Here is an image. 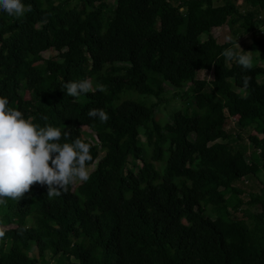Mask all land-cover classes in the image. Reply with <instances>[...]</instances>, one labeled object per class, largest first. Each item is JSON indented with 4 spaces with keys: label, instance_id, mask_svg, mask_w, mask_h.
I'll return each instance as SVG.
<instances>
[{
    "label": "trees",
    "instance_id": "1",
    "mask_svg": "<svg viewBox=\"0 0 264 264\" xmlns=\"http://www.w3.org/2000/svg\"><path fill=\"white\" fill-rule=\"evenodd\" d=\"M24 3L22 17L0 12V94L34 123L88 142L92 161L88 181L60 195L33 183L5 199L0 264H264V183L246 201L235 185L264 175V0H242L244 15L236 0H114L111 11L106 0ZM224 25L236 38L263 30L243 50L257 47L260 64L221 55L233 42L212 32ZM82 78L103 91L64 94ZM184 86L190 113L163 124L155 103H116L124 91L160 100ZM91 108L108 119L89 118ZM229 117L252 126L249 159L232 146Z\"/></svg>",
    "mask_w": 264,
    "mask_h": 264
},
{
    "label": "clouds",
    "instance_id": "2",
    "mask_svg": "<svg viewBox=\"0 0 264 264\" xmlns=\"http://www.w3.org/2000/svg\"><path fill=\"white\" fill-rule=\"evenodd\" d=\"M30 10L31 6L24 0H0V12L8 16L19 18ZM250 53L240 48L237 39L233 46L221 51L227 61L243 68L251 64ZM243 86H247L246 79ZM63 88L64 94L72 99L93 90L103 91L99 84L93 89L89 78L68 80ZM87 116L100 122L108 119L101 108L89 109ZM69 136L60 127L34 123L31 116L10 106L8 97L0 94V205L6 198L17 201L33 183L46 186L47 195L52 196L60 195L76 181L87 182L92 161L90 144L80 137L70 139Z\"/></svg>",
    "mask_w": 264,
    "mask_h": 264
},
{
    "label": "rangeland",
    "instance_id": "3",
    "mask_svg": "<svg viewBox=\"0 0 264 264\" xmlns=\"http://www.w3.org/2000/svg\"><path fill=\"white\" fill-rule=\"evenodd\" d=\"M173 5L177 4L179 0H169ZM239 13L242 15L246 12V7L242 4V0H236ZM106 3L108 4L109 10L111 11L114 8V0H106ZM221 1H218L216 4H221ZM259 15L258 17L260 19L264 18V11L257 13ZM213 35L215 36L218 43L223 42H235L237 39V44L240 46L242 50L249 47L253 42L260 41L262 39L263 30L257 29L256 33H251L248 35H245L241 38H236L231 28L224 25L217 30H214ZM226 37L228 39H226ZM206 38V35H202L201 39L204 40ZM248 52H251V64L250 65H258L260 64V61L258 59V49L255 47L253 50H248ZM56 53L52 50H48L41 54L42 57H48V56H54ZM253 58V59H252ZM210 74L207 72H197L196 78L197 79H209ZM188 91V86H184L182 89H172L167 88L164 94L161 95V99L157 100L156 98L149 96V97H143L140 96L138 93H135L133 91H124L123 93L118 95V100L116 103L118 104L124 99H130L132 101L138 102V103H155L154 107V117L155 120L159 124H163L166 122L170 116L178 109L180 108H187L190 113V106L193 103L192 97L185 93ZM225 130L228 133H231L233 136L236 134H239L240 138L233 143L234 149H241V146H244V152L246 157L249 159L250 152L252 150L249 142V135H254V131L252 129V126H248L245 128H241V126L238 124V121L236 118L229 117L227 121L225 122L224 126ZM83 136L87 137V134L83 131ZM264 183V175L259 174L258 177L250 178V179H243L240 182H237L235 185L242 190V194L240 195V198L243 201H246L248 199L249 193H255L258 191L260 184ZM250 211H257V208L249 209ZM237 217H241V213H237Z\"/></svg>",
    "mask_w": 264,
    "mask_h": 264
}]
</instances>
